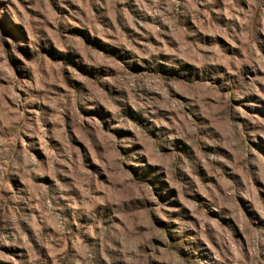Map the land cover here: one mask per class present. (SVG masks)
I'll list each match as a JSON object with an SVG mask.
<instances>
[{"label": "rangeland", "instance_id": "374dc122", "mask_svg": "<svg viewBox=\"0 0 264 264\" xmlns=\"http://www.w3.org/2000/svg\"><path fill=\"white\" fill-rule=\"evenodd\" d=\"M262 27L264 0H0V264H264Z\"/></svg>", "mask_w": 264, "mask_h": 264}, {"label": "clouds", "instance_id": "9594fccd", "mask_svg": "<svg viewBox=\"0 0 264 264\" xmlns=\"http://www.w3.org/2000/svg\"><path fill=\"white\" fill-rule=\"evenodd\" d=\"M260 31L262 33H264V27H262L260 29ZM23 59V58H21ZM168 70L170 71H174L177 73L180 72H185L187 71L183 66L178 65V64H170V65H166L165 66ZM239 65H236V72H239ZM193 71L199 73V72H203L205 75H207L208 77H213L216 76L217 81L225 88H232L233 92H232V96L233 99L236 100L238 103H242L244 100V96L246 95V93L244 91H241L239 88V84H241L242 82H234V83H229L228 82V78L227 77H219L218 75H216L218 73V69L215 68L214 66L209 65L207 68H201L200 66H197L195 69H193ZM264 83V82H262ZM234 111L238 114V115H243V113L241 112L240 108L237 106L234 108ZM171 142V136H167L166 139H164V143L163 146H165V148L167 147V144ZM140 145L134 142H127V144L124 146V151L125 153L128 155V164L130 167H145L148 164V161L144 158L143 154L138 151ZM63 187V186H61ZM95 203H104L102 201H94ZM73 209H79L81 211H85L88 213V215H93L92 212V208L89 207L86 204H76V203H72L71 207L69 208V211L71 212ZM96 211H98L101 215H107L109 213L112 212V208L110 206H105V207H101L99 209H96ZM170 212V214L174 217H178V219L173 220L170 224L169 227L171 230H173V235L176 237H183L185 235V231L187 226L183 225L179 219L180 217V213L178 210H168ZM162 219H164L163 217H161ZM83 230L85 232H90L91 230L86 226H82ZM101 247L99 249V255H101L103 257V259L106 261L108 258L107 256H104V250H103V245H106L108 243V241L106 239H104V230H101ZM111 235V233L109 234Z\"/></svg>", "mask_w": 264, "mask_h": 264}]
</instances>
